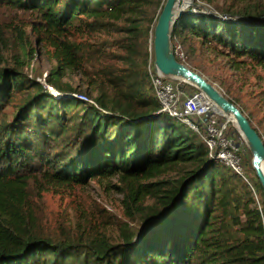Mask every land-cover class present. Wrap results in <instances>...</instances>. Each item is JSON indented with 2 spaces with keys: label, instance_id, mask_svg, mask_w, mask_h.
<instances>
[{
  "label": "trees",
  "instance_id": "trees-1",
  "mask_svg": "<svg viewBox=\"0 0 264 264\" xmlns=\"http://www.w3.org/2000/svg\"><path fill=\"white\" fill-rule=\"evenodd\" d=\"M200 1L230 18L203 5L184 13L173 26L174 48L180 43L188 58L208 51L243 85L248 72L264 69V0ZM163 3L0 0V13L29 19V31L14 26L13 65L0 20V264H264V194L254 171L247 178L213 159L194 130L160 111L148 67ZM28 33L54 61L46 82L60 95L23 71L36 53ZM108 33L117 37L95 40ZM67 71L82 76L92 102L71 96L76 89L61 83ZM225 95L264 142L229 88ZM176 169L162 193L147 182ZM112 178L124 216L141 220L139 229L123 223L116 242L103 231L54 238L44 230V192ZM147 196L153 206H144Z\"/></svg>",
  "mask_w": 264,
  "mask_h": 264
},
{
  "label": "rangeland",
  "instance_id": "rangeland-1",
  "mask_svg": "<svg viewBox=\"0 0 264 264\" xmlns=\"http://www.w3.org/2000/svg\"><path fill=\"white\" fill-rule=\"evenodd\" d=\"M225 1L228 4L230 0ZM195 4L196 6H194ZM201 5L206 6L204 2L194 0L193 5L189 9L199 8ZM207 8L212 10L211 7ZM233 19L237 20L234 17ZM0 20L4 26L5 35L9 39L8 49L10 51H5L6 60L9 65H13L14 60L10 54H12L13 50L19 49L16 43L19 31L14 26L29 31V19L23 13L8 10L0 13ZM95 37V40L99 41L103 38H114L117 35L115 33H108V35H98ZM28 40L32 48H36V53L31 58L29 66L24 67L23 71L29 76H36L37 80L43 83L50 91H53L51 89L52 86L46 82V75L55 63L49 53L45 52L42 44L39 45L35 42L31 33H28ZM176 45L179 46V53H181L179 57L182 61H186L188 66L192 67V64L195 65V68L193 67L192 69L200 72L212 82L217 83L224 93L229 88L230 95L239 100L245 113L251 115L253 124L264 138V69L258 68L253 73L248 72L246 74V82L241 85L242 81H236V78L231 76V71L223 67L221 58L210 61L209 59L212 56L206 50H201L194 56H191V58H188L184 54L185 48L180 46V43ZM256 75L261 79H257ZM220 79L226 82V87L221 86ZM255 80L257 81V85H252ZM61 83L63 85H70L78 93L86 95L85 80L78 72L67 71L62 76ZM180 84L182 89L187 93L196 90L193 86L183 81ZM55 94L57 95V93ZM230 120L228 125L229 132L233 133L234 140L240 144L243 175L247 178L253 177L254 174L250 164L251 156L248 153V147L236 129L232 119ZM191 167V165H184L182 169L188 170ZM179 174L180 170L176 169L147 182L156 183L152 186L155 188L161 187L162 193L169 185L167 182L171 179L174 180ZM117 186L118 181L116 178H112L110 180L105 179L100 181L90 180L86 185L76 188L70 193L58 194L51 190L44 192L39 205V218L44 230L54 238L63 237L66 234L83 237L90 231H103L111 242H116L119 240L120 228L123 226V223H128L134 229H139L141 227V220L137 219L132 221L124 216L122 205L123 194ZM155 201V197L147 196L143 204L144 206H153Z\"/></svg>",
  "mask_w": 264,
  "mask_h": 264
},
{
  "label": "water",
  "instance_id": "water-1",
  "mask_svg": "<svg viewBox=\"0 0 264 264\" xmlns=\"http://www.w3.org/2000/svg\"><path fill=\"white\" fill-rule=\"evenodd\" d=\"M193 3L194 0H164L152 31L153 69L162 76L190 84L202 92L226 117L232 119L248 147V153L251 156V168L264 194V170L262 168L264 142L262 138L241 109L228 99L217 83L212 82L200 72L180 61L175 54L171 40L173 26L184 13L195 12L196 9L189 10ZM203 11L212 16L230 18L210 9L205 8ZM234 18L240 19L239 16H234ZM71 96L76 98L74 94Z\"/></svg>",
  "mask_w": 264,
  "mask_h": 264
},
{
  "label": "built area",
  "instance_id": "built-area-1",
  "mask_svg": "<svg viewBox=\"0 0 264 264\" xmlns=\"http://www.w3.org/2000/svg\"><path fill=\"white\" fill-rule=\"evenodd\" d=\"M205 8L208 9L207 6H203L200 11ZM195 9L198 11L197 8ZM174 51L180 58L179 46L176 45ZM148 73L160 111L166 112L194 130L207 144L210 157L243 175L240 144L234 140L233 133H230L228 128L231 120L219 113L216 106L202 92L198 90L185 92L180 84L181 81L162 76L155 72L153 67H148ZM74 95L80 100L92 102L82 93H74Z\"/></svg>",
  "mask_w": 264,
  "mask_h": 264
},
{
  "label": "bare ground",
  "instance_id": "bare-ground-1",
  "mask_svg": "<svg viewBox=\"0 0 264 264\" xmlns=\"http://www.w3.org/2000/svg\"><path fill=\"white\" fill-rule=\"evenodd\" d=\"M55 92V91H54ZM55 93H57V95H60V93L58 92V91H56ZM216 108V110L219 112V113H221V114H223L217 107H215ZM262 168H263V170H264V163L262 164Z\"/></svg>",
  "mask_w": 264,
  "mask_h": 264
}]
</instances>
